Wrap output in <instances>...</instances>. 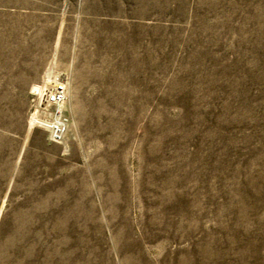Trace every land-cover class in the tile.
<instances>
[{"label":"rangeland","instance_id":"rangeland-1","mask_svg":"<svg viewBox=\"0 0 264 264\" xmlns=\"http://www.w3.org/2000/svg\"><path fill=\"white\" fill-rule=\"evenodd\" d=\"M0 264H264V0H0Z\"/></svg>","mask_w":264,"mask_h":264},{"label":"built area","instance_id":"built-area-1","mask_svg":"<svg viewBox=\"0 0 264 264\" xmlns=\"http://www.w3.org/2000/svg\"><path fill=\"white\" fill-rule=\"evenodd\" d=\"M32 115L36 125L44 127L53 144L62 143L69 134L71 118L66 104L69 97V81L66 75H55L48 81L33 86Z\"/></svg>","mask_w":264,"mask_h":264},{"label":"bare ground","instance_id":"bare-ground-1","mask_svg":"<svg viewBox=\"0 0 264 264\" xmlns=\"http://www.w3.org/2000/svg\"><path fill=\"white\" fill-rule=\"evenodd\" d=\"M47 77H50L49 75H46ZM35 123V118L34 117H31V122L30 124L33 125Z\"/></svg>","mask_w":264,"mask_h":264}]
</instances>
